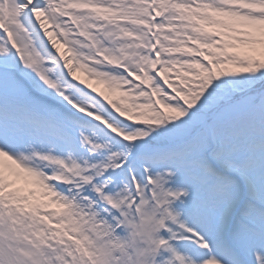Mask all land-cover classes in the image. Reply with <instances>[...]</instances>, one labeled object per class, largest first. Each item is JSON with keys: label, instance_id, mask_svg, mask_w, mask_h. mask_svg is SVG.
<instances>
[{"label": "snow or ice", "instance_id": "snow-or-ice-1", "mask_svg": "<svg viewBox=\"0 0 264 264\" xmlns=\"http://www.w3.org/2000/svg\"><path fill=\"white\" fill-rule=\"evenodd\" d=\"M264 264V0H0V264Z\"/></svg>", "mask_w": 264, "mask_h": 264}, {"label": "clouds", "instance_id": "clouds-1", "mask_svg": "<svg viewBox=\"0 0 264 264\" xmlns=\"http://www.w3.org/2000/svg\"><path fill=\"white\" fill-rule=\"evenodd\" d=\"M129 245L126 249V260L124 264H154L155 248L141 236H133L128 233Z\"/></svg>", "mask_w": 264, "mask_h": 264}]
</instances>
